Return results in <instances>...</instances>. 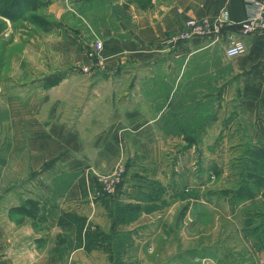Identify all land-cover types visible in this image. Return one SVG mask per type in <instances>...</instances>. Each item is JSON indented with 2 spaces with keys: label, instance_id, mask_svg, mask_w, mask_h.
Here are the masks:
<instances>
[{
  "label": "crops",
  "instance_id": "crops-1",
  "mask_svg": "<svg viewBox=\"0 0 264 264\" xmlns=\"http://www.w3.org/2000/svg\"><path fill=\"white\" fill-rule=\"evenodd\" d=\"M224 7L234 22L247 16L245 0H52V33L8 38L0 51V264H158L156 199L135 180L109 196L102 181L77 172L111 169L143 129L164 135L160 124L182 115L178 107L189 110L191 69L197 76L207 64H231L224 97L235 100L237 88L245 106L259 105L264 34L243 35L247 51L229 60L207 37L167 42L186 19ZM97 40L101 64L87 54ZM27 200L32 215L14 210ZM119 206L135 213L122 216ZM258 240L249 238L247 264H264Z\"/></svg>",
  "mask_w": 264,
  "mask_h": 264
},
{
  "label": "rangeland",
  "instance_id": "rangeland-1",
  "mask_svg": "<svg viewBox=\"0 0 264 264\" xmlns=\"http://www.w3.org/2000/svg\"><path fill=\"white\" fill-rule=\"evenodd\" d=\"M43 1L46 4L37 11H24L16 20L0 15V51L6 50L9 37L43 36L54 31L56 23L47 12L52 0ZM33 14L50 24L40 26L32 20ZM16 45H21L20 40ZM209 49L224 51L222 43ZM232 67L227 63L215 70L207 64L197 76L191 69L189 110L178 107L183 116L160 124L164 135L155 138L153 126L143 129L145 136L125 141V153L111 169L77 172L80 181L115 177L117 185L109 196L117 193L124 180H135L148 192L144 198L150 195L156 199L162 214L156 223L158 264H247L249 238L257 236V244H262L264 185L249 180L254 192L251 198L236 199L230 191L247 180L249 150L258 143L264 145V96L257 107L250 108L241 102L242 92L236 88L229 92L235 100H227L224 81L231 76ZM164 95L165 91L162 98ZM118 209L122 216L135 213L128 206ZM77 221L78 227L85 224L81 217Z\"/></svg>",
  "mask_w": 264,
  "mask_h": 264
},
{
  "label": "built area",
  "instance_id": "built-area-1",
  "mask_svg": "<svg viewBox=\"0 0 264 264\" xmlns=\"http://www.w3.org/2000/svg\"><path fill=\"white\" fill-rule=\"evenodd\" d=\"M247 16L240 22H234L230 18L229 10L224 7L215 17H190L184 21L179 32L168 39V43L178 41H189L193 37H207L211 43H222L227 58L232 59L244 54L247 51V44L243 40L246 34H264V0H245ZM228 26H236L237 32L229 35L224 34ZM102 41L97 40L87 51L88 57L97 64H101L103 57ZM103 190L110 194L115 190L117 180L113 176L102 180Z\"/></svg>",
  "mask_w": 264,
  "mask_h": 264
},
{
  "label": "trees",
  "instance_id": "trees-1",
  "mask_svg": "<svg viewBox=\"0 0 264 264\" xmlns=\"http://www.w3.org/2000/svg\"><path fill=\"white\" fill-rule=\"evenodd\" d=\"M43 0H0V15L10 20L18 19L24 11H37L40 7L45 5ZM32 20L40 26H47L50 23L41 15L33 14ZM58 82V81H55ZM247 180H243L235 190L230 192L236 199L251 198L254 192L248 181H253L257 186L262 187L264 178V145L258 143L249 150L247 159ZM35 202L27 200L25 203L16 206L14 210L22 214L32 215Z\"/></svg>",
  "mask_w": 264,
  "mask_h": 264
}]
</instances>
